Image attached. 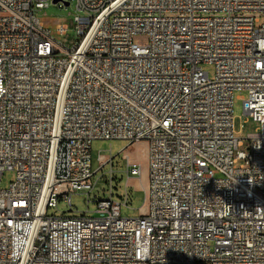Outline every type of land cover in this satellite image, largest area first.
<instances>
[{"label": "built area", "instance_id": "2783aa9c", "mask_svg": "<svg viewBox=\"0 0 264 264\" xmlns=\"http://www.w3.org/2000/svg\"><path fill=\"white\" fill-rule=\"evenodd\" d=\"M72 3L69 48L56 39L68 25L37 16L50 0H0V185L15 172L0 264H264V0L56 4ZM238 92L258 126L246 152ZM97 140L147 144L138 217H122L113 179L93 216L51 214L94 189ZM125 175L127 189L142 166Z\"/></svg>", "mask_w": 264, "mask_h": 264}, {"label": "rangeland", "instance_id": "374dc122", "mask_svg": "<svg viewBox=\"0 0 264 264\" xmlns=\"http://www.w3.org/2000/svg\"><path fill=\"white\" fill-rule=\"evenodd\" d=\"M76 15L74 3L70 6L60 9L58 4H55L53 0H50V6L45 8L41 12L37 13V16L42 22H47L48 28L54 32V22H60L68 25L67 36L56 37L57 40L65 44L66 47H72L77 41V34L74 27V16ZM264 23V18L261 19V26ZM136 44L147 45L149 38L145 35L136 36L134 38ZM205 72H208L210 78L213 79L215 75V68L213 66H201ZM245 93H236L234 99V116H235V131L237 137L243 139V145L239 148V151L246 152L248 149L247 140L248 136L254 134L257 129V124L254 123L248 116H245L243 109V98ZM128 146L126 141L113 140H97L92 144V157H93V170L96 174L92 178V182L95 184L94 189L91 192L79 191L72 195L73 211H69L68 204L60 203L58 209L51 210V214L57 216H80L88 209L87 216H93L96 210V201L108 198L110 196V182L112 181L114 199L124 204L125 193L127 191L129 199L126 203L128 206H123L122 217L124 218H136L139 216V209L144 206V190L148 185V164L146 158L147 144L144 142L137 143L126 151ZM102 154L106 157L107 164L99 169L98 157ZM129 158V160L127 159ZM140 164L143 169V176L139 178H131L128 182V188L126 189L127 177L125 175L127 163ZM113 174V177L111 175ZM15 179V172H5L1 179V189H7L11 182ZM126 189V190H125ZM90 193V194H89ZM147 210L146 207H144Z\"/></svg>", "mask_w": 264, "mask_h": 264}, {"label": "water", "instance_id": "95a60500", "mask_svg": "<svg viewBox=\"0 0 264 264\" xmlns=\"http://www.w3.org/2000/svg\"><path fill=\"white\" fill-rule=\"evenodd\" d=\"M58 1H59V0H54V3L56 4ZM67 6H68V4H67Z\"/></svg>", "mask_w": 264, "mask_h": 264}]
</instances>
